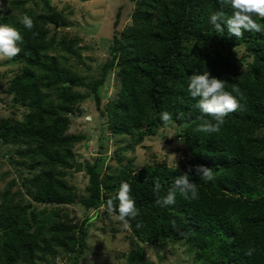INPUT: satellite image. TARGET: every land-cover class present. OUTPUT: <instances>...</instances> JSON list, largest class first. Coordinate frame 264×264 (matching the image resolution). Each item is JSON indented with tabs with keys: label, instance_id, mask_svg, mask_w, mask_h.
I'll return each instance as SVG.
<instances>
[{
	"label": "trees",
	"instance_id": "obj_1",
	"mask_svg": "<svg viewBox=\"0 0 264 264\" xmlns=\"http://www.w3.org/2000/svg\"><path fill=\"white\" fill-rule=\"evenodd\" d=\"M26 2L10 0L0 17L23 36L20 54L8 59L20 66L2 89L13 109L0 116V168L7 157L16 176L0 188V264H59L60 255L66 264H101L79 261L87 248L88 215L108 214L103 206L122 181L131 186L139 213L129 218L134 247L122 264H152L144 261L142 244L169 242L186 243L192 264H264V19L253 17L262 32L235 38L226 30L216 33L209 23V14L221 10L219 0H132L129 23L112 32L107 58L98 75L88 78L69 62H80L79 38L50 31V24L66 25L62 13L49 0H40V11ZM223 11L228 16L232 10ZM25 14L34 21L31 31L20 23ZM206 71L226 81L227 91L235 84L242 93H232L241 109L227 115L216 133L197 130L212 117L199 111L198 98L187 90L188 76ZM110 74L114 94L103 101L101 88ZM89 97L99 138L108 131L128 144L112 154L114 169L102 168L105 157L86 161L88 181L78 193L67 175L74 174V148L84 136L69 131L70 116ZM15 106L24 109L21 118ZM165 111L172 115L169 126L178 125L189 157L180 167L163 161L136 169L134 159L119 152L157 135ZM3 146H10L8 156ZM189 165L211 168L214 179L189 173L198 199L177 193L174 205H156L155 182L162 197ZM74 204L84 212L81 220L66 209ZM250 248L251 256L245 254Z\"/></svg>",
	"mask_w": 264,
	"mask_h": 264
},
{
	"label": "rangeland",
	"instance_id": "obj_2",
	"mask_svg": "<svg viewBox=\"0 0 264 264\" xmlns=\"http://www.w3.org/2000/svg\"><path fill=\"white\" fill-rule=\"evenodd\" d=\"M54 9L60 11L65 18L66 25L59 23L50 24V31L58 36L78 37L80 45V62L70 57L78 74L90 78L99 73L100 65L107 58V49L111 42L112 32L121 29L129 23L130 13L133 10L132 0H49ZM40 0H27L26 7L40 11ZM11 8L10 0H0L2 16ZM119 11L117 25L114 26L116 13ZM0 16V17H2ZM9 58L0 59V116L9 115L13 107L9 102L10 97L2 92L7 79L19 68L20 65L12 63ZM85 91L84 88H78ZM114 77H110L101 88L103 101L114 94ZM8 101V103H7ZM17 117L21 118L24 111L22 107L15 106ZM69 131L84 136V139L75 145V159L81 163V171H71L67 175L70 183L74 184L78 193L82 192L88 178L84 173L83 164L92 163L95 157H105L102 168L110 165L116 168L118 163L112 158L114 151L128 144L127 138H115L104 132V137L99 138L98 116L92 97L80 104L78 113L72 114ZM172 124V125H171ZM167 128L145 140L129 150H120V155L133 158L136 169L147 164L166 162L169 166L180 167L189 157L187 145L177 136L178 125L171 123ZM10 146H3V152H9ZM87 151V152H86ZM8 156V153H6ZM175 154V155H174ZM176 157V159H175ZM4 165L0 168V188L16 176L14 168L3 157ZM177 164V166H176ZM101 167V166H100ZM3 172H8L5 181L1 180ZM69 213L75 215V221L81 220L83 210L78 204L66 206ZM93 215V216H92ZM91 220L88 225L87 248L79 258L80 262H98L101 264H122L127 262L126 255L134 247L129 228L124 229L115 216L109 214L89 213ZM144 261L152 264H192L193 251L184 242L166 243L162 245L142 244ZM55 260L59 264H66L67 259L58 256Z\"/></svg>",
	"mask_w": 264,
	"mask_h": 264
},
{
	"label": "clouds",
	"instance_id": "obj_3",
	"mask_svg": "<svg viewBox=\"0 0 264 264\" xmlns=\"http://www.w3.org/2000/svg\"><path fill=\"white\" fill-rule=\"evenodd\" d=\"M219 2L221 10L209 14V23L214 26L216 33L223 35L226 30L230 37L240 38L244 31L262 32L261 25L253 17L258 16L264 19V0H219ZM224 7L232 10L231 15H225ZM0 16H2V9H0ZM20 23L29 31L34 28V21L27 14L20 18ZM22 43L23 36L17 28L8 23H0V59L16 57L21 52L18 45ZM225 83L224 80L210 78L208 71L203 72V74L194 73L188 76L187 90L193 99L198 98L196 107L204 116L212 117L211 120L203 119L197 129L198 131L204 133L219 132L225 117L241 109L239 101L232 94L242 95L239 86L234 84L231 92H229L225 89ZM160 120L167 128L172 120L171 113L162 112ZM192 172L206 181L214 179L211 168L204 165H189L181 176L175 178L167 194L162 197L159 196L161 184L158 180L155 182L153 191L158 195L156 205L161 207L174 205L177 193L186 200L198 199V187L195 182L190 180L189 176V173ZM130 191L131 186L122 181L116 196L108 199L103 206L110 216L116 217L124 229H128L130 226L129 218L135 219L139 214L134 200L129 195ZM115 200L119 201L118 205L114 203ZM253 251L254 249L250 248L245 254L251 256Z\"/></svg>",
	"mask_w": 264,
	"mask_h": 264
},
{
	"label": "water",
	"instance_id": "obj_4",
	"mask_svg": "<svg viewBox=\"0 0 264 264\" xmlns=\"http://www.w3.org/2000/svg\"><path fill=\"white\" fill-rule=\"evenodd\" d=\"M82 167L81 165L79 164V162H76L75 163V167H74V171L75 172H78V171H81Z\"/></svg>",
	"mask_w": 264,
	"mask_h": 264
}]
</instances>
